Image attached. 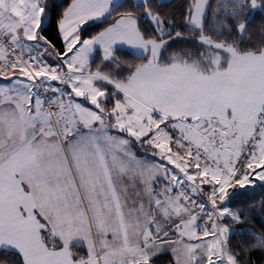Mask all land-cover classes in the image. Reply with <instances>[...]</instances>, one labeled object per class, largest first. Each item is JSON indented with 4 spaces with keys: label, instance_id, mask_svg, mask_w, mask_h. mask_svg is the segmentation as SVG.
I'll return each instance as SVG.
<instances>
[{
    "label": "snow or ice",
    "instance_id": "1",
    "mask_svg": "<svg viewBox=\"0 0 264 264\" xmlns=\"http://www.w3.org/2000/svg\"><path fill=\"white\" fill-rule=\"evenodd\" d=\"M167 7L0 0V264L264 251V0Z\"/></svg>",
    "mask_w": 264,
    "mask_h": 264
},
{
    "label": "trees",
    "instance_id": "2",
    "mask_svg": "<svg viewBox=\"0 0 264 264\" xmlns=\"http://www.w3.org/2000/svg\"><path fill=\"white\" fill-rule=\"evenodd\" d=\"M63 2L66 4L68 0H63ZM165 4L168 5V7L165 9V11L171 12L175 14V18L179 20L180 14L183 12L184 5L187 3V0H167L163 1ZM261 19L257 16L253 22H252V28L253 32H255V29L260 25ZM45 27H48L47 23L45 24ZM104 25L100 23H94V22H89L88 25L83 26V31L85 37H91L92 35L97 34L99 31L103 30ZM55 31L56 29L53 27L49 35L54 38V42L56 43L57 47L61 46V42L59 39H55ZM185 45L182 44H177L174 45V47H182ZM123 52H129L128 49L122 48ZM101 53L97 52L94 54L96 63H99V57ZM129 60H132L133 57L128 56L126 57ZM139 62V61H136ZM251 195L255 198V200H260L264 199V187H261L257 185L254 190L250 189ZM253 230H259L261 227V224H264V220L261 219V214L257 213V215L252 219L251 221ZM237 240H248L249 237L245 234L243 236H239L236 238ZM235 242V241H234ZM167 258V257H166ZM248 259V264H264V251H253Z\"/></svg>",
    "mask_w": 264,
    "mask_h": 264
},
{
    "label": "rangeland",
    "instance_id": "3",
    "mask_svg": "<svg viewBox=\"0 0 264 264\" xmlns=\"http://www.w3.org/2000/svg\"><path fill=\"white\" fill-rule=\"evenodd\" d=\"M163 1H167V0H163ZM124 49H128L129 51H131L129 48H128V46H124L123 47ZM137 151H139V150H137ZM167 259V258H166Z\"/></svg>",
    "mask_w": 264,
    "mask_h": 264
}]
</instances>
